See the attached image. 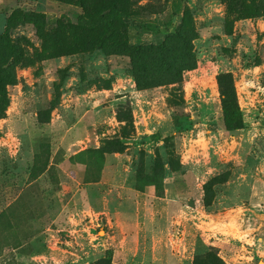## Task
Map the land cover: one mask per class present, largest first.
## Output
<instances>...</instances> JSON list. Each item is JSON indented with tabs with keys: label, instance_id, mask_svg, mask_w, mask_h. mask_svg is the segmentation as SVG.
Segmentation results:
<instances>
[{
	"label": "rangeland",
	"instance_id": "374dc122",
	"mask_svg": "<svg viewBox=\"0 0 264 264\" xmlns=\"http://www.w3.org/2000/svg\"><path fill=\"white\" fill-rule=\"evenodd\" d=\"M0 83V264H264V0H0Z\"/></svg>",
	"mask_w": 264,
	"mask_h": 264
},
{
	"label": "trees",
	"instance_id": "16d2710c",
	"mask_svg": "<svg viewBox=\"0 0 264 264\" xmlns=\"http://www.w3.org/2000/svg\"><path fill=\"white\" fill-rule=\"evenodd\" d=\"M179 9V4L175 5L171 15L169 25H172L173 20L177 18V12ZM76 22L79 25L88 27L90 29L95 30H102L107 31L111 30V35L115 31V26H126V27H138L140 26L141 30L143 31H155L161 32L166 31L169 32V27L165 25H156L152 22H140L137 23L132 19L131 14H129L123 8H120L116 5L109 6L102 12H95V13H87L82 12L77 14ZM160 27V28H159ZM187 47V45H185ZM188 49V47H187ZM188 55H186V60H189ZM191 64L187 63L185 69L190 68ZM184 69V70H185ZM221 84V91H220V105H221V119L223 123V127L226 131L232 132L243 129L244 123L242 118V113L239 109V106L236 101V95L233 87L229 85V83H220ZM7 97L4 85L0 83V106L5 107L7 105ZM180 117L173 118V125L177 130H181V121ZM186 122H190L188 117H186ZM221 262V261H220Z\"/></svg>",
	"mask_w": 264,
	"mask_h": 264
}]
</instances>
